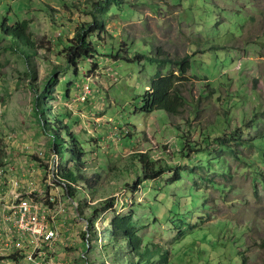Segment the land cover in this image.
Instances as JSON below:
<instances>
[{"label":"rangeland","instance_id":"rangeland-1","mask_svg":"<svg viewBox=\"0 0 264 264\" xmlns=\"http://www.w3.org/2000/svg\"><path fill=\"white\" fill-rule=\"evenodd\" d=\"M7 19L30 21L34 49L4 43L12 39L1 27ZM94 19L105 28L92 37L94 60L81 62L76 75L58 72L46 91L52 98L44 99L42 88L66 65L59 42L66 45ZM0 42V164L16 161L13 146H29L30 154L17 157L36 163L52 184L40 195L52 210L66 207L82 240L79 255L71 239L61 252L77 264H126L128 243L109 227L114 217L131 215L157 264H243V257L264 264V163L257 148L239 147L238 159L207 139L239 129L254 140L264 130V0H0ZM159 49L160 59L190 58L187 107L174 120L141 112L156 74L171 70L150 62ZM89 87L93 96L79 102ZM56 119L85 152L88 183L73 187L72 199L58 172L64 163L52 150ZM182 134L201 145L186 148ZM141 153L171 169L145 181L133 157ZM251 161L256 171L246 168ZM176 172L180 179L172 181ZM8 203H0V261L28 264L5 253ZM54 254L38 259L46 264Z\"/></svg>","mask_w":264,"mask_h":264},{"label":"trees","instance_id":"trees-1","mask_svg":"<svg viewBox=\"0 0 264 264\" xmlns=\"http://www.w3.org/2000/svg\"><path fill=\"white\" fill-rule=\"evenodd\" d=\"M118 1L120 0H107V4ZM8 21V19L5 20L1 27H3L4 33L12 39H8L4 43H9L12 45V49L16 51L19 50L22 45L27 48L34 49L35 43L32 40V34L30 33V21L24 20L13 25L8 24ZM102 32H105L104 26L101 25L97 19H94L92 24L82 25L78 28L74 38L68 41L66 45L62 44L61 41L59 42L58 45H60L61 52L58 55V59L64 60L66 65L62 68L56 69L47 84L44 88H42L44 91L43 96H45L44 99H48L49 97L52 98L49 91L47 93L46 91L48 90L47 87L50 84L52 85L56 83V76L58 72H62L66 75L68 73L76 75L78 66L81 62L85 63L94 60L97 51L92 43V37L93 35ZM26 51L27 50L25 49L24 55L26 59L29 60V53L27 54ZM161 55L162 51L159 49V56L157 59H149L150 62L159 64L160 69L169 66L171 67V70L167 75H163L161 70L156 74L149 91L143 98V108L141 109V112L144 114L164 112L174 120L183 117L187 107V101L183 92L186 86L184 83L190 80L187 76L188 71L190 70V58L177 62L171 61L168 57L160 59L162 58ZM136 60L143 61L144 57H136ZM128 62H132V60L128 59ZM172 66H174L176 70H173ZM35 89L38 90L37 86H35ZM64 97H68V94L66 93ZM47 122L50 123L48 119ZM51 128L54 135L57 136V138L53 141L52 150L59 156V160L64 163V166L58 167V172L62 176V183L64 188L68 191V196L72 199L74 196L73 187L76 188L78 183L84 182L85 180L86 183H88V180L83 174V164L81 165V163L84 162L82 161V158H84L85 152L77 138L71 137L73 135L70 132V128L68 125L64 124L63 121L56 119L55 124H53ZM176 128L180 131L179 126ZM237 130L234 132H230V130H228L224 134L215 135L213 137L209 135L207 136V139H213V145H216L219 149L228 151L230 154H235V157L238 159H241V156L239 155V147L247 146L248 148H257V159L264 163V130H260V136L254 140H244L241 136L242 132H240L239 129ZM243 132L245 133L244 130ZM64 133H66L67 136L65 137L66 140L65 138H60L63 137ZM203 136L204 135H202V137ZM182 139L185 141L186 148H188L189 144L192 143L197 144L196 147L201 145L196 142V140H191V138L188 136L186 137L183 134ZM181 154L185 156L186 153L182 152ZM77 155L78 158L76 157ZM133 157L141 164L142 175L145 181L156 180L163 177V175L171 169L169 167L164 168L162 166H157V162L153 161L146 153H141L137 156L134 154ZM76 158L78 160H76ZM254 163V161H251L250 167L247 166L246 168L255 169L253 166ZM71 164H74L73 169L70 168ZM255 174V180H258V171L255 172ZM179 179L180 176L178 172H176L172 181H177ZM105 207H110L108 201H105ZM109 230L116 236H121V239L124 241H127L128 244L127 247H125L128 251V254L125 257L126 264H157L155 252L151 251L147 245H144V240L139 235L140 231L137 228V223L131 215L114 217L110 222ZM85 236H83L84 239ZM16 257V255L12 256L13 259ZM243 264H247L246 257H243Z\"/></svg>","mask_w":264,"mask_h":264},{"label":"built area","instance_id":"built-area-1","mask_svg":"<svg viewBox=\"0 0 264 264\" xmlns=\"http://www.w3.org/2000/svg\"><path fill=\"white\" fill-rule=\"evenodd\" d=\"M91 91L90 87L86 88L79 102H85L87 98L89 100ZM11 165L9 158H5L0 165V203L3 199L10 200V203L4 205L3 213L12 223L5 230V253L21 255L28 264H45L38 256L46 261L54 244L68 246V241L63 239L56 227L59 218L67 215L68 210L63 206L52 210L44 196L34 191L25 193L26 189L22 191V183L8 177L7 171ZM0 264L4 263L0 261Z\"/></svg>","mask_w":264,"mask_h":264},{"label":"crops","instance_id":"crops-1","mask_svg":"<svg viewBox=\"0 0 264 264\" xmlns=\"http://www.w3.org/2000/svg\"><path fill=\"white\" fill-rule=\"evenodd\" d=\"M27 146V147H26ZM24 147V149H19L18 145L17 146H13V148L11 149L14 157H16V161L13 163L12 161V165L13 168L10 171L11 176L16 178L17 180H19L23 187L22 191H24L25 189V193H30L31 191L36 192L38 195L40 194H45L46 192L43 190V188H46L47 185V181L44 180V177L42 175L41 172H38L37 166L35 162H29L27 160L28 156L25 155V157H17V153H31V151H26L25 149H28L29 146L26 145ZM11 158V157H10ZM32 170V175H29L28 172H30ZM40 170V169H39ZM16 176V177H15ZM45 181V182H44ZM29 191V192H28ZM52 193H54L52 191ZM42 196V195H40ZM70 214L69 211L67 213V215H65L64 217H62L61 220H59L56 224L57 229L61 232L63 239L69 241V239H71V241L73 242V247L74 248H79L77 249L76 253L79 255V251L81 249V245H82V240L81 238L78 236V229L77 228H70ZM78 227V226H76ZM72 244V243H71ZM63 245L56 243L52 246L50 253L54 254V258L55 259H51L49 262H47L46 264H77V262L73 261V257L72 256H68L66 253L61 252ZM67 248V247H66ZM84 254V253H83ZM50 256H48V258L46 260L49 259ZM58 258V259H57ZM57 259V260H56Z\"/></svg>","mask_w":264,"mask_h":264},{"label":"clouds","instance_id":"clouds-1","mask_svg":"<svg viewBox=\"0 0 264 264\" xmlns=\"http://www.w3.org/2000/svg\"><path fill=\"white\" fill-rule=\"evenodd\" d=\"M92 96H93V94L91 95V97H92ZM91 97H90V98H91ZM7 158L10 159V163L12 164V160H11V158H10V157H7ZM4 159H5V158H4ZM3 163H4V160H3ZM3 163H2V164H3ZM2 164H0V165H2ZM73 203H74V202H73ZM16 255L18 256V254H16ZM18 257H19V256H18ZM21 259H22V258H21ZM22 260H23V259H22Z\"/></svg>","mask_w":264,"mask_h":264}]
</instances>
